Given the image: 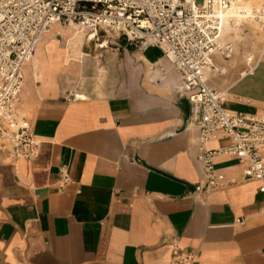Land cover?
Returning <instances> with one entry per match:
<instances>
[{"label": "crops", "instance_id": "0c3cea01", "mask_svg": "<svg viewBox=\"0 0 264 264\" xmlns=\"http://www.w3.org/2000/svg\"><path fill=\"white\" fill-rule=\"evenodd\" d=\"M128 45L87 69L90 53L41 37L20 104L37 153L13 163L0 150V264H264L263 181L218 155L226 185L195 190L203 148L179 72L157 66L160 47ZM249 67L225 107L264 115V60Z\"/></svg>", "mask_w": 264, "mask_h": 264}, {"label": "built area", "instance_id": "2783aa9c", "mask_svg": "<svg viewBox=\"0 0 264 264\" xmlns=\"http://www.w3.org/2000/svg\"><path fill=\"white\" fill-rule=\"evenodd\" d=\"M243 0H0V150L15 163L32 159L39 141L20 112L24 69L33 59L44 33L55 23L77 22L88 41L99 32L117 33L129 44L160 47L180 75L179 92L186 95L199 128L205 182L196 191L211 192L226 185L216 173L215 158L239 160L244 180H261L264 194V115L225 107L224 92L208 83L209 72L223 74L215 59L233 55V45L222 40V13ZM264 32V0L255 13ZM252 58H249L251 61ZM225 139L207 149L205 143ZM62 186L69 182L61 172ZM235 182L233 179L229 183Z\"/></svg>", "mask_w": 264, "mask_h": 264}, {"label": "rangeland", "instance_id": "374dc122", "mask_svg": "<svg viewBox=\"0 0 264 264\" xmlns=\"http://www.w3.org/2000/svg\"><path fill=\"white\" fill-rule=\"evenodd\" d=\"M198 4L202 0H196ZM242 3L239 2L233 6H238ZM250 3V2H249ZM250 12L244 15H236L225 18V22L222 28L221 38L222 40L232 43L234 51L230 59H224L220 54L215 55V59L219 65L226 66V71L223 74L210 73L208 76V83L212 87L226 92V87L233 83L243 72H246L250 67L254 65V62L264 60V32L260 29L259 23L255 18L256 10L260 5V0H251ZM58 28V29H57ZM54 33L63 47L68 49V53L75 60H80L85 57L84 53L88 52L91 55H87L88 68L98 65L99 68L104 64L105 54L104 51H112L111 48L116 47V44L126 42L117 33H112L111 37H108L103 32H99L100 39L98 41H88L86 30L82 28L77 22L62 24L55 23L52 25L50 31L45 34ZM104 44V46H101ZM132 46V50L137 48L153 49L156 46L146 44ZM103 53V55H102ZM106 53V52H105ZM252 58V63L248 61V58ZM157 66L171 65L174 66L165 56L164 51L161 58L158 59ZM32 61V60H31ZM30 61V62H31ZM90 61H93L90 63ZM30 62L27 64L29 65ZM250 63V64H249ZM174 68V67H173ZM226 95V93H225ZM227 98V96H225Z\"/></svg>", "mask_w": 264, "mask_h": 264}, {"label": "bare ground", "instance_id": "6f19581e", "mask_svg": "<svg viewBox=\"0 0 264 264\" xmlns=\"http://www.w3.org/2000/svg\"><path fill=\"white\" fill-rule=\"evenodd\" d=\"M251 0H243L242 3L238 6H232L231 8H229L227 11L222 13V17H223V24H222V28L225 22V18L227 17H232V16H236V15H244L247 14L248 12H250L251 9ZM101 46H104V44H102Z\"/></svg>", "mask_w": 264, "mask_h": 264}]
</instances>
